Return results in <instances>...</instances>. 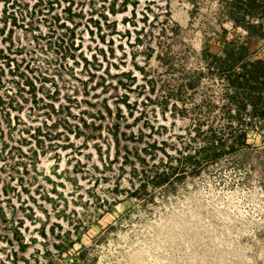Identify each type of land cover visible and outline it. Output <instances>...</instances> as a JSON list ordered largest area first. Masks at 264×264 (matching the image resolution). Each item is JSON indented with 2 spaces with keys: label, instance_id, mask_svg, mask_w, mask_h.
Listing matches in <instances>:
<instances>
[{
  "label": "rangeland",
  "instance_id": "obj_1",
  "mask_svg": "<svg viewBox=\"0 0 264 264\" xmlns=\"http://www.w3.org/2000/svg\"><path fill=\"white\" fill-rule=\"evenodd\" d=\"M136 1L135 11L130 7L117 17L122 38L99 44L106 57L85 34L81 50L89 65L67 59L60 77L49 72L46 82L37 73L36 97L23 94L28 102L13 103L10 120L0 117V150L8 142L0 151V204L11 222L0 230V264H264V120L243 116L237 124L224 86L213 76H202L199 87L183 92L175 104L166 86L203 65L205 46L221 51L223 28L229 39L240 30L221 17L219 0ZM166 13L179 30L161 48L169 46L176 70L160 64L156 51L149 56L151 34ZM255 51L264 57V40ZM12 78L6 74L0 89L3 115L6 94L16 90ZM47 110L52 119L45 118ZM197 120L212 125L213 144H224L225 153L215 162L197 159L189 175L158 190L153 200L130 198L126 156L136 158L162 141L173 152L179 137L191 153H201L211 142L206 134L190 141ZM85 122L102 128H86ZM115 123L119 149L108 132ZM35 148L43 154L35 157ZM15 228L29 244L25 252L11 238ZM78 236L73 249L53 247L63 241L64 250Z\"/></svg>",
  "mask_w": 264,
  "mask_h": 264
},
{
  "label": "trees",
  "instance_id": "obj_2",
  "mask_svg": "<svg viewBox=\"0 0 264 264\" xmlns=\"http://www.w3.org/2000/svg\"><path fill=\"white\" fill-rule=\"evenodd\" d=\"M137 5L136 0H0V89L6 83L3 79L6 74L13 77L12 83L16 87L12 94H6V97L10 98L9 106L4 115L0 113V117L10 120L13 103L23 106L28 102L23 94L34 93L33 97H36L37 73L46 82L48 78L44 75L49 72L60 77V68H65L67 59H73L76 65L81 61L85 66L89 65L87 55L81 50L85 34L93 43H98L96 46L98 54L106 57L104 48L98 47L99 44L112 43L114 36L122 38L117 17L125 14L130 7L131 12L135 11ZM218 12L234 29L240 30V33L229 39L226 29L223 28L219 40L220 52L214 53L205 46L201 51L202 66L185 70L176 78H170L166 86L173 94L171 101L177 103L183 92L198 88L201 77L210 75L223 84L224 97L230 106L229 109L235 112L237 124H243V116L264 120V57H259L255 51L256 44L264 40V0H219ZM166 17L162 20L157 34H151L152 46L149 48V56L156 51L155 58L160 64L176 70L173 58L168 52L169 46L166 50L161 47L162 43L173 38L179 26L169 18L168 13ZM121 22L125 23L126 18ZM77 40L79 42L76 46ZM141 43L142 40L137 38V44ZM91 58L97 60V55L94 54ZM77 59L80 60L76 61ZM70 70L73 71L74 68ZM52 81L54 83V80ZM13 87L12 89H15ZM27 87L32 92H27ZM56 89L59 91L57 84ZM4 102L0 95V103ZM44 105L53 107L52 103ZM44 115L47 119L53 118L51 111H45ZM193 125L190 141L206 134L211 142V145L204 148L201 153L198 151L191 153L190 144L183 142L179 137L177 145L171 146L173 152L167 151L164 148L167 144L162 141L160 142L162 146H158L156 142L151 145L150 151L142 149L136 158L126 156L125 162L129 164L130 169L128 190L130 198L143 202L147 199L153 200L158 190H167L189 175L200 163L197 159L215 162L225 153L224 144L218 146L213 144L215 130L211 124L197 120ZM204 125L207 126L206 129L203 128ZM84 126L96 127L94 129L97 130L102 128V124L96 126L95 122L89 125L85 122ZM73 127L78 132L76 136H79L82 133L80 125L77 123ZM69 131L72 133L73 129ZM108 132L111 134L114 147L119 149V125L113 124L108 128ZM241 138L244 139L245 134ZM20 139L26 140L24 136ZM4 143L0 150L2 153L6 152L8 146V142ZM33 154L37 157L43 154V151L40 153L35 148ZM21 164L24 165V169L29 166L26 162ZM35 168L36 165H32V169ZM9 223L10 216L4 204H0V230L7 229ZM70 234L71 231L67 232L63 240L68 241ZM11 238L18 243L20 252L28 249L29 244L24 241L18 228L14 229ZM80 241L78 236L76 242H70L64 250L63 241L53 244V247L60 252L67 251L73 249ZM8 243H11V240H8Z\"/></svg>",
  "mask_w": 264,
  "mask_h": 264
}]
</instances>
